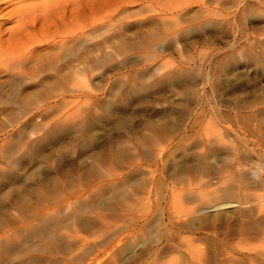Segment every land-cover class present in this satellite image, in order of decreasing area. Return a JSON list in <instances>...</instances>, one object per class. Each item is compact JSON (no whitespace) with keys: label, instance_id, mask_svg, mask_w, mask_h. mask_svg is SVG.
Wrapping results in <instances>:
<instances>
[{"label":"rangeland","instance_id":"obj_1","mask_svg":"<svg viewBox=\"0 0 264 264\" xmlns=\"http://www.w3.org/2000/svg\"><path fill=\"white\" fill-rule=\"evenodd\" d=\"M45 1L0 0L1 35H34ZM226 1L240 11L117 24L0 74V264H264V190L199 213L264 163V0Z\"/></svg>","mask_w":264,"mask_h":264},{"label":"bare ground","instance_id":"obj_2","mask_svg":"<svg viewBox=\"0 0 264 264\" xmlns=\"http://www.w3.org/2000/svg\"><path fill=\"white\" fill-rule=\"evenodd\" d=\"M47 1L48 2L45 1L44 4H41L42 6L38 5V6L42 7L40 10L41 13H39V17H42V18L41 19L39 18L40 21L38 22L37 21L38 17H37V19H36L37 22L35 23V26L38 24L39 25L38 28L40 31L34 30V35H33L31 32V30H32L31 28L34 27V24L31 25V27H30V22H29V26L24 25V26H26V27H24V31H23V29H21L22 31L21 30L19 31L18 29H16L17 26L15 27L12 24L16 30H14V28H12L13 32H11V30H10L9 35H8V33L7 34L5 33V35H1V33H0V74L2 76L4 74H6V72L10 68H11V71H14L15 69L18 70L20 68L22 71V74L26 75V74H28V71H25V69H24L25 65L26 64L28 65L29 63H31L33 61L36 62L38 59H41V58L44 59V57H46V55H47L46 53H48L47 50L50 49L49 53H51V50L53 48H56V47H58V49L61 50L62 48H64V46H66V47L69 46L68 44H76V41L79 42L80 39H85V41L87 42L89 40V37L92 35L90 33L92 31H95V30L98 31V30L106 29L105 31H107L108 30L107 28L113 29V28H115L114 26H116L117 24L119 25L118 28H122V30H126L128 28L129 29H131V28H137V29L142 28L143 29L146 27H149L148 29H151V28H155V27H153L155 23H157L159 26H163V29H166L165 31H167L169 29L172 30V28L173 29L174 28L175 29H183L184 22H182V16L184 14L189 13V12H194V13H198V14L200 13V14H205V15L208 14V15H212V16L215 15L216 16V15H220L223 13H237V11H240L239 10L240 8H238L237 5L236 6H234V5L233 6H227L226 0H210V2L208 0H70V1H68V0H65V1L47 0ZM213 2H215V3L213 4ZM242 3H243V1L239 2V4H242ZM34 8L37 9V7H34ZM135 8H137V10H134ZM31 9H30V12H33V10H35V9H33L31 11ZM244 9H245V7H244ZM10 13H11V11L9 12V14ZM12 13H13V11H12ZM16 13L14 11V14L12 15L15 18L16 17H18V18L23 17L24 18L25 14H26V12H24V11H18L17 15H16ZM26 15L28 16V14H26ZM37 16H38V14H37ZM139 16L140 17L144 16L143 17L144 19L138 20L136 22H134V21L128 22L125 24L126 20H130V18L135 19V17H139ZM20 20L22 22V19H20ZM2 23H3V21H2ZM23 24H27V23L24 22ZM18 26H20V25H18ZM21 27H22V24H21ZM27 27L28 28L30 27L29 29H31V30L29 32H31V33H28V32L25 33V30L27 29ZM167 28H169V29H167ZM36 30H37V27H36ZM4 31L6 32V30H4ZM5 36L7 37V40H5ZM78 42H77V44H78ZM81 43H82V41H81ZM106 43H107V41H105V44ZM102 44H103V42H102ZM59 47H61V48H59ZM71 47H73V46H71ZM69 49H71V48L68 47L66 50H69ZM44 51H45V53H44ZM54 51H55V49H54ZM41 54H43L44 56H42ZM83 54H84V57L88 56L87 53H83ZM83 61H84V59H83ZM85 63H87V62H85ZM41 64H42V62H41ZM83 65H84V63H83ZM84 72L85 71L83 69H79V70L76 69V70H73L71 72V75L73 77H81L84 74ZM30 74H31V72H30ZM243 160L245 161L243 164L247 165L248 171H249L248 173L251 176L246 177L244 175L245 178L243 181H241V182L240 181H236V182L232 181L228 185H226V183L222 182V184H225V185L221 186L219 188H216L213 192V196L211 194V196L213 198L212 201H217V203L216 204L213 203L214 205H210V203L207 202L210 206H207L205 208L201 207L202 209L199 210V213L200 212H206V211L207 212L213 211L212 218H219V216H220L219 213H221V212L218 213L215 211L219 210L220 207L224 208L226 205L227 206L230 205L231 207H232V205L233 206H235V205L238 206L239 204L241 205L245 202V200H247V199L249 200L250 197L253 196L252 195L253 190H261V192H262V190H264V178H262V172H263L262 170L264 168V163L258 162V161H260V158L256 159V158L250 157V158H245ZM238 165L241 166L240 163ZM251 190H252V192L250 193ZM205 193H207V191ZM201 194H202V192H201ZM207 195H208V193L205 195V197H207ZM205 197L203 200L206 199ZM209 197H207V199H209ZM257 197L259 198L260 201H258V202L261 205L262 200L264 199L263 198L264 196L259 195ZM200 198L202 200V196ZM252 198H254V197H252ZM196 201H197V199H196ZM207 201H209V200H207ZM218 204H220V205H218ZM216 205H218V206H216ZM240 205H239V207H240ZM257 209H258V207H257ZM258 210L260 212L258 215L259 219L257 220V217H256L255 218L257 220L256 223H255V221H253V222L256 225L255 233L257 231L258 235L261 236L260 241H259V239H258V241H259V243L264 245V239H263L264 238V220H263L264 219V211H263V208H259ZM250 212H252V210ZM234 213H236V212H233V214ZM206 214H208V213H206ZM241 217H242V213L238 212L236 218L240 219ZM243 218H241V219H243ZM191 219H190V221H191ZM209 219H211V218H209ZM232 219H234V218H232ZM212 220H214V219H212ZM214 221H213V223H214ZM172 222H174V221H172ZM173 233H175V232H173ZM248 234H249V227L248 226L247 227L241 226L238 228L237 235L240 238V242L238 244V247L240 246V249L245 250V248H247V244H249L247 242V235ZM188 241H191V238H190V240H187V243H188ZM263 245H259V246H263ZM248 248L252 249L250 247H248ZM262 248H264V247H262ZM262 248H261V250H262ZM229 251H230V248H229ZM225 252H227V251H225ZM260 253H264L263 250ZM229 254H231V252ZM248 258H250V257L248 256ZM226 263H227V261H226Z\"/></svg>","mask_w":264,"mask_h":264}]
</instances>
